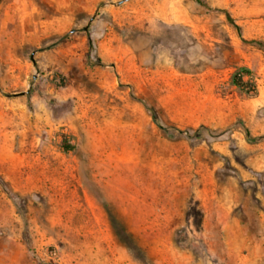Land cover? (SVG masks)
Listing matches in <instances>:
<instances>
[{
  "label": "rangeland",
  "instance_id": "rangeland-1",
  "mask_svg": "<svg viewBox=\"0 0 264 264\" xmlns=\"http://www.w3.org/2000/svg\"><path fill=\"white\" fill-rule=\"evenodd\" d=\"M200 2L0 0V264H264V0Z\"/></svg>",
  "mask_w": 264,
  "mask_h": 264
},
{
  "label": "trees",
  "instance_id": "trees-1",
  "mask_svg": "<svg viewBox=\"0 0 264 264\" xmlns=\"http://www.w3.org/2000/svg\"><path fill=\"white\" fill-rule=\"evenodd\" d=\"M199 3H201L200 2V0H197ZM228 17V19H230V21H232L231 20V18L229 17V16H227ZM235 27H237L238 28V26H236L235 25ZM251 42H254V43H256L261 49H263L264 50V44L261 42V41H259V40H250ZM249 74V70L246 68V67H244V66H241V67H239L233 74H232V78H231V80H232V83L233 84H236V85H238L239 87H241L242 86V84L244 83V76L245 75H248ZM152 116H153V118H154V120L156 121V119H155V115L154 114H152ZM160 128H162V129H167L165 126H162V125H160ZM175 129V128H174ZM178 133H182L183 131L182 130H178V129H175ZM196 132H198V130L196 131Z\"/></svg>",
  "mask_w": 264,
  "mask_h": 264
},
{
  "label": "water",
  "instance_id": "water-1",
  "mask_svg": "<svg viewBox=\"0 0 264 264\" xmlns=\"http://www.w3.org/2000/svg\"><path fill=\"white\" fill-rule=\"evenodd\" d=\"M31 57H32V59H33V53H32V55H31Z\"/></svg>",
  "mask_w": 264,
  "mask_h": 264
}]
</instances>
